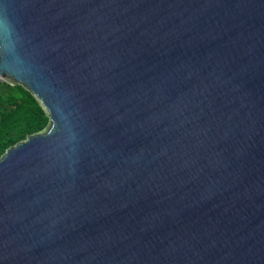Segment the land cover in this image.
Instances as JSON below:
<instances>
[{
  "label": "water",
  "instance_id": "1",
  "mask_svg": "<svg viewBox=\"0 0 264 264\" xmlns=\"http://www.w3.org/2000/svg\"><path fill=\"white\" fill-rule=\"evenodd\" d=\"M0 80V264H264V0H0Z\"/></svg>",
  "mask_w": 264,
  "mask_h": 264
},
{
  "label": "trees",
  "instance_id": "2",
  "mask_svg": "<svg viewBox=\"0 0 264 264\" xmlns=\"http://www.w3.org/2000/svg\"><path fill=\"white\" fill-rule=\"evenodd\" d=\"M49 119L38 99L22 85L0 80V158L10 147L41 132Z\"/></svg>",
  "mask_w": 264,
  "mask_h": 264
}]
</instances>
